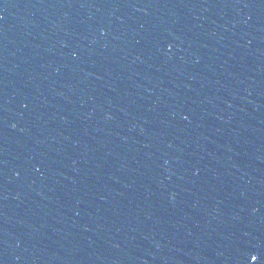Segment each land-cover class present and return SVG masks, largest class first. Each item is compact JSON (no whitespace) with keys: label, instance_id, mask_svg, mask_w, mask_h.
<instances>
[{"label":"water","instance_id":"1","mask_svg":"<svg viewBox=\"0 0 264 264\" xmlns=\"http://www.w3.org/2000/svg\"><path fill=\"white\" fill-rule=\"evenodd\" d=\"M0 264H264V0H0Z\"/></svg>","mask_w":264,"mask_h":264},{"label":"snow or ice","instance_id":"2","mask_svg":"<svg viewBox=\"0 0 264 264\" xmlns=\"http://www.w3.org/2000/svg\"><path fill=\"white\" fill-rule=\"evenodd\" d=\"M255 257H253V259H254Z\"/></svg>","mask_w":264,"mask_h":264}]
</instances>
